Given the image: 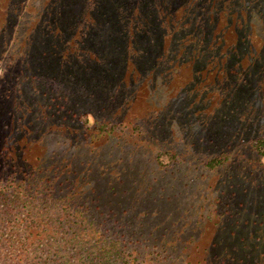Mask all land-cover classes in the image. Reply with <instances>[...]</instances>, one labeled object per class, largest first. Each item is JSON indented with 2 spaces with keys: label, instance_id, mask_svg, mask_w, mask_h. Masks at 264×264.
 Listing matches in <instances>:
<instances>
[{
  "label": "rangeland",
  "instance_id": "obj_1",
  "mask_svg": "<svg viewBox=\"0 0 264 264\" xmlns=\"http://www.w3.org/2000/svg\"><path fill=\"white\" fill-rule=\"evenodd\" d=\"M58 1L0 0V120L12 136L3 152L29 154L34 162L42 154H196L190 164L198 177L194 183L181 172L165 175L163 169L156 176L187 189L183 201L194 205L195 217L204 214L194 251L195 262L203 259L224 232L217 230L214 210L233 172L204 174L196 170L199 160L238 154L243 165L260 172L259 180L264 175V157L260 162L257 155L263 153L255 145L264 136V20L259 12L249 16L261 11L259 0H205L208 6L184 23L188 39L179 41L182 35L176 33L181 14L176 25L164 20L159 48L143 41L154 34L151 27L137 31L128 23L113 38V25L103 24L92 45V34L76 24L81 6L58 14ZM86 49L104 56L91 60ZM64 90L75 98L74 110L91 113V122L57 112ZM96 120L115 127L101 134Z\"/></svg>",
  "mask_w": 264,
  "mask_h": 264
},
{
  "label": "trees",
  "instance_id": "obj_2",
  "mask_svg": "<svg viewBox=\"0 0 264 264\" xmlns=\"http://www.w3.org/2000/svg\"><path fill=\"white\" fill-rule=\"evenodd\" d=\"M206 1L59 0L57 11L62 14L74 4L81 6L76 24L92 34V45L98 42L93 36L103 24L113 25V38L122 35L123 24L128 23L137 31L151 27L154 34L143 41L159 48L164 20L176 25L174 20L181 14L176 33L182 35L179 41L188 39L184 23L206 8ZM259 7L261 11L249 16L259 12L264 20V0H259ZM109 45L108 49L113 47ZM90 50L85 52L91 58L104 56ZM186 51L182 49L183 54ZM61 93L63 103H70L56 106L58 113L72 112L74 118L92 121L91 113L74 110L73 96L65 90ZM61 93L55 99L60 100ZM62 119H66L63 114ZM96 123L101 134L115 127L109 121ZM8 131L0 120V264H264V175L259 180L260 172L243 165L238 154H206L196 165L204 174L225 168L233 174L216 197V202H222L214 210L220 218L217 230L224 232H218L219 240L213 239L203 259L195 262L204 214L195 217L194 205L188 207L183 201L189 197L187 189L168 184L169 178L164 183L156 174L163 169L165 175L181 172L194 183L198 177L190 164L196 154H42L34 162L29 154L3 152L12 137ZM255 145L263 153L257 154L262 162L264 136L256 138Z\"/></svg>",
  "mask_w": 264,
  "mask_h": 264
}]
</instances>
